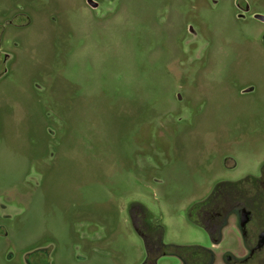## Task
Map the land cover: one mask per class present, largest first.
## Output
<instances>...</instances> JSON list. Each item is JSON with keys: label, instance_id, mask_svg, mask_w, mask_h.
Listing matches in <instances>:
<instances>
[{"label": "rangeland", "instance_id": "rangeland-1", "mask_svg": "<svg viewBox=\"0 0 264 264\" xmlns=\"http://www.w3.org/2000/svg\"><path fill=\"white\" fill-rule=\"evenodd\" d=\"M93 1L0 0V264H142L132 202L214 248L190 206L264 162V0Z\"/></svg>", "mask_w": 264, "mask_h": 264}, {"label": "flooded vegetation", "instance_id": "flooded-vegetation-1", "mask_svg": "<svg viewBox=\"0 0 264 264\" xmlns=\"http://www.w3.org/2000/svg\"><path fill=\"white\" fill-rule=\"evenodd\" d=\"M239 19H245L243 0H235ZM241 12V13H239ZM252 19L253 14L250 15ZM257 22L264 23L256 20ZM264 46V34L260 36ZM8 60L6 53L0 52L1 72ZM249 90H246L247 92ZM189 221L203 227L214 248L198 245L201 255L183 252L182 245H164L162 228L147 221L146 209L139 203L129 205V219L142 237L147 256L142 264H156L161 256H174L179 264H214L216 248L224 238L226 229H232L238 236L242 254L220 253V264H264V162L255 174H246L235 181H217L209 191L189 208Z\"/></svg>", "mask_w": 264, "mask_h": 264}, {"label": "water", "instance_id": "water-1", "mask_svg": "<svg viewBox=\"0 0 264 264\" xmlns=\"http://www.w3.org/2000/svg\"><path fill=\"white\" fill-rule=\"evenodd\" d=\"M85 1H86L87 5H89L93 9L97 8V6H98V4L95 1H93V0H85ZM243 6L245 8V11H248L249 6H248V4L246 2L243 3ZM253 18L256 19V20L264 22V16L263 15L254 14Z\"/></svg>", "mask_w": 264, "mask_h": 264}, {"label": "trees", "instance_id": "trees-1", "mask_svg": "<svg viewBox=\"0 0 264 264\" xmlns=\"http://www.w3.org/2000/svg\"><path fill=\"white\" fill-rule=\"evenodd\" d=\"M180 249L183 250V252L193 253V254H198V255H201L204 252L198 246H186V247H181Z\"/></svg>", "mask_w": 264, "mask_h": 264}]
</instances>
